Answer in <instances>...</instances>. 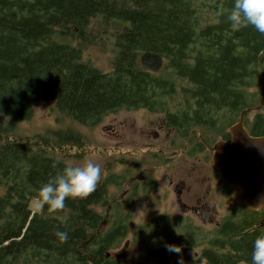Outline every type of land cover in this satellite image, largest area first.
<instances>
[{
  "label": "trees",
  "instance_id": "1",
  "mask_svg": "<svg viewBox=\"0 0 264 264\" xmlns=\"http://www.w3.org/2000/svg\"><path fill=\"white\" fill-rule=\"evenodd\" d=\"M220 2L230 8L232 0H0V264H139L108 254L127 233L129 213L108 196L123 174L106 173L87 197L36 213L30 208L36 189L64 167V148H79L82 136L69 130L22 137L15 128L39 101L88 128L119 107L163 114L167 125L190 117L192 125L228 126L264 96V35L251 26L233 29L215 14ZM96 17L114 30L105 71L72 43L88 41L84 30ZM145 50L163 57L156 71L163 74L141 66ZM176 81L186 84L179 98ZM262 112L264 99L253 121H245L252 135L264 134ZM97 208L111 213L105 229L108 219ZM244 217L250 214L223 220L196 264H250L252 241L264 228L251 229L257 217ZM54 230L68 239L60 243ZM155 256L153 264H175L165 248Z\"/></svg>",
  "mask_w": 264,
  "mask_h": 264
},
{
  "label": "rangeland",
  "instance_id": "2",
  "mask_svg": "<svg viewBox=\"0 0 264 264\" xmlns=\"http://www.w3.org/2000/svg\"><path fill=\"white\" fill-rule=\"evenodd\" d=\"M84 31L89 33L87 42H80L78 39L72 41L82 48V59L104 71L109 70L114 54L112 25L101 23L96 17ZM176 82L174 98H179L180 85L186 84ZM257 112L259 109L253 108L245 114V118L250 119ZM161 116L160 113L148 112L144 108L119 107L106 114L97 125L88 128L61 113L52 102L39 101L32 105V115L20 120L15 128L16 135L22 137L76 131L82 136L83 145L79 148H64L66 155L62 160L65 163L76 165L86 159H92L103 167L107 165L108 169L104 168L106 173L116 174L118 178L123 174L124 179L120 184L108 186L111 202H117L124 212L129 213L126 235L108 251L111 257L118 260L153 264L157 261L155 253L164 249L166 243L180 245L186 241L191 247L186 251L182 250L180 254L185 261L192 259V249L198 257L202 249L209 246L208 241L212 237L207 227H203L200 232L191 231L193 227L188 225L190 223L173 206L174 195L169 189L168 180L174 173H180L181 163L177 161L169 164L170 167L166 170L163 167L153 168L159 162L154 158L155 153L153 155L152 150L161 147L165 134L158 129ZM246 125L248 126V123ZM152 132L159 133V137L154 139ZM149 142L155 144L152 149L148 147ZM77 153L80 155H73ZM144 168L151 169L148 177L154 180L153 184L146 187L131 185L129 178L138 176ZM34 200L30 201L33 211ZM233 204V208L237 210L238 206ZM97 209L101 213L104 212L102 208ZM108 211L104 212L108 221H105L102 229L111 224L109 218L112 216H109L111 213ZM261 224L264 228V222ZM175 258H178L177 254L169 252L168 259L171 263Z\"/></svg>",
  "mask_w": 264,
  "mask_h": 264
},
{
  "label": "flooded vegetation",
  "instance_id": "3",
  "mask_svg": "<svg viewBox=\"0 0 264 264\" xmlns=\"http://www.w3.org/2000/svg\"><path fill=\"white\" fill-rule=\"evenodd\" d=\"M247 108L251 109L244 112L242 125L250 134L245 121L249 120L251 123L255 114L250 119L245 118V114L253 110V107ZM161 115L158 129L165 134L161 147L156 148L155 152L152 150L153 155L155 153L157 157L154 156V158L159 162L153 168L163 167L166 170L174 162L181 163L180 173H174L168 183L169 189L174 195L173 206L190 223L188 225L193 227L191 231L200 232L199 230L203 227H207L214 234L223 220L233 219L240 214H250V219L244 217L245 220H252L253 216L257 217L256 221H250L251 229L262 227L264 209L253 210L239 203L229 186L220 178L217 170L211 164V147L217 141L230 139L229 126L237 120L225 127L215 120L211 123L203 122L192 125L190 117L172 118L173 125H167L163 114ZM152 136L157 139L159 133L152 132ZM153 146L155 144L148 143L149 149H152ZM150 170L144 168L138 176L129 178V182L132 181L131 185L146 187L153 184L154 180L148 177ZM233 203L238 206L237 210L233 208ZM240 210L243 213H240L242 212ZM208 224L213 228L207 226ZM183 248L182 250H187ZM204 262L206 263V261Z\"/></svg>",
  "mask_w": 264,
  "mask_h": 264
},
{
  "label": "clouds",
  "instance_id": "4",
  "mask_svg": "<svg viewBox=\"0 0 264 264\" xmlns=\"http://www.w3.org/2000/svg\"><path fill=\"white\" fill-rule=\"evenodd\" d=\"M215 14L217 17L224 16L233 29L251 26L256 32L264 35V0H232L230 8L220 2L216 5ZM105 175L104 167L92 159H86L76 165L65 163L62 169L36 189L33 202L35 212L39 213L45 206L49 212H53L64 208L66 198L87 197L97 189ZM257 199H264V196L259 194ZM53 235L60 243L68 239L66 231L54 230ZM164 247L166 251L177 254V264H184L183 256L180 255L181 245L166 243ZM190 255L192 264H196L197 257L193 249ZM199 264H205L204 260L201 259ZM250 264H264V233L257 235L252 241Z\"/></svg>",
  "mask_w": 264,
  "mask_h": 264
},
{
  "label": "water",
  "instance_id": "5",
  "mask_svg": "<svg viewBox=\"0 0 264 264\" xmlns=\"http://www.w3.org/2000/svg\"><path fill=\"white\" fill-rule=\"evenodd\" d=\"M141 66L149 71H158L163 64V57L152 50H145L139 56ZM264 96L260 104L262 106ZM229 126L230 139L220 140L211 147V164L220 178L229 186L235 199L249 209H264V199L258 200L259 194L264 196V134L250 135L243 127V114ZM177 259L173 263L177 264ZM207 264V263H205Z\"/></svg>",
  "mask_w": 264,
  "mask_h": 264
}]
</instances>
